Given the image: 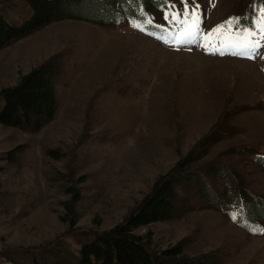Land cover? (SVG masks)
Wrapping results in <instances>:
<instances>
[{
	"label": "rangeland",
	"instance_id": "1",
	"mask_svg": "<svg viewBox=\"0 0 264 264\" xmlns=\"http://www.w3.org/2000/svg\"><path fill=\"white\" fill-rule=\"evenodd\" d=\"M85 2L0 50V89L52 58L63 67L54 120L38 132L0 125V264H46L41 255L54 259L63 245L77 254L182 162L178 214L136 231L149 251L181 248L188 264H264V235L236 224L242 211L231 201H259L264 215V50L221 57L201 46L211 36L165 44L158 26L173 30L164 13L182 0ZM251 2L196 0L203 32ZM0 11L16 25L32 16L24 0H0Z\"/></svg>",
	"mask_w": 264,
	"mask_h": 264
},
{
	"label": "trees",
	"instance_id": "2",
	"mask_svg": "<svg viewBox=\"0 0 264 264\" xmlns=\"http://www.w3.org/2000/svg\"><path fill=\"white\" fill-rule=\"evenodd\" d=\"M24 1L30 7L32 16L21 25L12 23L0 11V50L54 22L71 17V9L74 10L77 6L86 3L85 0ZM253 2L256 7L264 5V0H253ZM62 72L63 67L58 59L52 58L20 76L16 85L1 88L0 125L38 132L54 120L57 112L56 87ZM204 153L200 154V158ZM10 159L15 160L16 155L11 156ZM186 165L184 162L179 163L172 172L161 177L151 193L131 213L124 224L117 225L110 231L94 234L91 240L80 244L77 254L68 249L69 245L68 248H64L63 245L58 247V250L52 251L54 259L49 254H42L41 258L47 257L46 264H188L184 259H179L182 255L181 248L169 249L163 252V255H158L150 252L145 238L136 234V231L144 226L171 220L178 214L180 208L177 205L176 191L181 176L185 173L182 168ZM220 175L219 172L218 176ZM69 193H73L75 202L81 198L80 193L74 188H69ZM241 195L246 194L241 191ZM239 197L236 195L231 201L240 203ZM204 198L208 199L206 196ZM260 204L259 201H254L245 205L248 216L264 218V215L259 214L260 209L256 207ZM34 257H39V252ZM34 262L31 261L32 264Z\"/></svg>",
	"mask_w": 264,
	"mask_h": 264
},
{
	"label": "snow or ice",
	"instance_id": "3",
	"mask_svg": "<svg viewBox=\"0 0 264 264\" xmlns=\"http://www.w3.org/2000/svg\"><path fill=\"white\" fill-rule=\"evenodd\" d=\"M166 4L170 0H165ZM183 8L173 10L169 7L164 13V20L173 30H166L163 26H158L164 36L157 37L165 44H173L177 47L180 45H191L197 43L198 40H208L209 36H222L219 46L214 51L209 49L207 44H202L210 54H230L241 58H255L260 54V49L264 48V7H261L250 26H244L240 23L239 18H229L227 21L217 25L211 30V33L205 35L202 30V18L199 11V5L196 0H192L191 7L188 0H182ZM147 24L153 21L147 20ZM139 28L140 26L134 25ZM143 30V29H141ZM170 38V39H169ZM233 219H236L233 216Z\"/></svg>",
	"mask_w": 264,
	"mask_h": 264
}]
</instances>
